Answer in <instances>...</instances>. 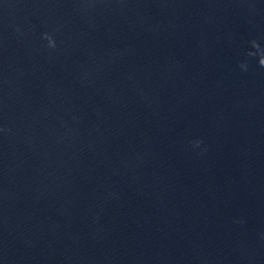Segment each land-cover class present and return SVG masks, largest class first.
<instances>
[{
  "label": "water",
  "instance_id": "obj_1",
  "mask_svg": "<svg viewBox=\"0 0 264 264\" xmlns=\"http://www.w3.org/2000/svg\"><path fill=\"white\" fill-rule=\"evenodd\" d=\"M0 264H264V0H0Z\"/></svg>",
  "mask_w": 264,
  "mask_h": 264
},
{
  "label": "clouds",
  "instance_id": "obj_2",
  "mask_svg": "<svg viewBox=\"0 0 264 264\" xmlns=\"http://www.w3.org/2000/svg\"><path fill=\"white\" fill-rule=\"evenodd\" d=\"M46 39H48L50 47L54 48L56 46L55 40L52 37L48 36V37H46ZM195 143L197 145H199L201 143V141L197 140Z\"/></svg>",
  "mask_w": 264,
  "mask_h": 264
}]
</instances>
